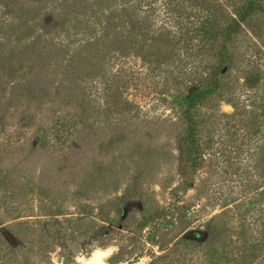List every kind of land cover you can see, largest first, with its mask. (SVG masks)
I'll use <instances>...</instances> for the list:
<instances>
[{
  "label": "rangeland",
  "instance_id": "374dc122",
  "mask_svg": "<svg viewBox=\"0 0 264 264\" xmlns=\"http://www.w3.org/2000/svg\"><path fill=\"white\" fill-rule=\"evenodd\" d=\"M193 13L180 0H0V264H264V16L194 112L188 175L175 95L212 62L184 55ZM142 18L182 36L178 49L136 54L126 28Z\"/></svg>",
  "mask_w": 264,
  "mask_h": 264
},
{
  "label": "trees",
  "instance_id": "16d2710c",
  "mask_svg": "<svg viewBox=\"0 0 264 264\" xmlns=\"http://www.w3.org/2000/svg\"><path fill=\"white\" fill-rule=\"evenodd\" d=\"M180 1L194 11L191 16L192 22H194L189 29L192 35L191 39L185 35V41L182 43L179 41L182 38L180 36L179 40L172 44L174 39L167 33L155 36L154 32H151V24L145 18L131 21L130 27L126 29L130 33V38L133 36V32H139L140 42H135L132 39L128 42L132 43L136 54H141L143 60L151 63H155V61H151L153 59L173 54L172 50H177V45L180 46V43L184 44L185 42L186 45L181 46L185 50L186 59L190 56H207L212 61L204 64L200 73H196L191 68L185 71L186 75L181 82L182 90L175 95L181 109V119L185 124V132L179 141L178 149L181 159L184 158L188 167L186 174L192 175L199 160L196 140L197 124L194 112L209 98L220 95L223 89L222 79L232 70L235 62L230 45L245 27H250L256 18L264 16V0H225L230 6L229 11L225 10L224 4L220 0ZM127 3L128 1H126V5ZM132 7L134 6L132 5ZM182 24L180 23V25ZM185 30L188 31V28L186 27ZM164 36L166 39L160 43L159 37ZM187 184L190 186L189 183Z\"/></svg>",
  "mask_w": 264,
  "mask_h": 264
}]
</instances>
